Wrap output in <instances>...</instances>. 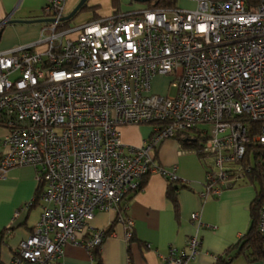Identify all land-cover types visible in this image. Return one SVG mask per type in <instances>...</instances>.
<instances>
[{"label": "built area", "instance_id": "built-area-1", "mask_svg": "<svg viewBox=\"0 0 264 264\" xmlns=\"http://www.w3.org/2000/svg\"><path fill=\"white\" fill-rule=\"evenodd\" d=\"M67 1L45 0L49 21L37 42L0 51V126L8 129L0 170H36L38 194L17 216L42 202L9 264H56L67 244L100 250L108 235L91 226L96 211H115L130 241L134 220L122 211L128 195L152 172L179 179L176 168L155 163L166 139L205 137L198 151L207 163L204 197L248 176L249 142L264 151V0L146 6L73 27L64 20ZM158 76L172 78L176 94L154 92ZM139 124H151V136L126 145L122 127ZM191 219L203 225L199 213ZM259 230L264 235V203ZM200 251L194 235L185 248L171 247L163 264H189Z\"/></svg>", "mask_w": 264, "mask_h": 264}, {"label": "crops", "instance_id": "crops-1", "mask_svg": "<svg viewBox=\"0 0 264 264\" xmlns=\"http://www.w3.org/2000/svg\"><path fill=\"white\" fill-rule=\"evenodd\" d=\"M79 1H67L69 13ZM44 3L45 0H0V22L9 16L12 19L42 18ZM116 9L114 5L111 13L98 14V18L120 11ZM41 25H5L0 37L3 42L0 51L37 42ZM161 77L165 76L154 80L153 91L156 93L158 85L155 83L161 81ZM121 131L126 145L140 146L151 136L153 127L151 124L126 125ZM7 133L8 129L0 126V156ZM154 159L159 167L176 168L179 179L171 182L162 174L152 172L140 191L128 195L122 211L125 217L134 220L130 241L126 238V225L115 222V211H96L91 221L93 228L107 230L114 223L99 250L102 264H163L171 247L185 248L194 235L201 240V251L189 264H215L216 256L224 254L249 229L250 205L257 196V185L246 177L218 196L204 197L207 163L196 149L184 145L180 138L164 140L154 151ZM171 184L178 188L177 207L168 195ZM38 186L36 170L32 166L13 167L5 174L0 170V264L10 263L19 243L29 236L40 218L42 202L16 215L17 210L35 197ZM195 212L200 214L202 226L193 223L191 216ZM92 256L85 247L67 244L56 264H95ZM232 264H264V256L250 262L240 255Z\"/></svg>", "mask_w": 264, "mask_h": 264}, {"label": "trees", "instance_id": "trees-1", "mask_svg": "<svg viewBox=\"0 0 264 264\" xmlns=\"http://www.w3.org/2000/svg\"><path fill=\"white\" fill-rule=\"evenodd\" d=\"M178 1L179 0H153L147 2V7L171 9L178 7ZM247 1L250 5H257L263 0ZM113 3L114 5H116V1H114ZM116 10L119 11V8L117 7ZM94 19H98V15ZM68 22H66V25L68 24ZM258 128V124L252 125V130L249 134L250 137H252L258 131ZM192 134L193 133L191 132H187V136L184 138H180V141L184 145H187L199 151L201 142L205 139V137L201 136L200 133L193 134V137H191L190 135ZM244 161L247 164H253L252 171L249 172L247 177H249L250 181L252 183H255L258 187L257 196L250 205L251 225L247 232L240 237V239L235 245L227 249L224 254L217 256V261L215 264H232L233 260L240 255H244L246 259L250 262L257 261L264 256V235L259 230V210L261 205L264 203V151L253 142H249L247 145V154ZM145 180L142 183V188L145 184ZM177 190L178 188L172 186L171 184V187L168 192L169 197L174 202L176 207L178 206ZM38 191L39 189L37 190L35 196H37ZM113 226L114 223L109 229L105 230L107 235L113 230ZM92 253L95 260V264H102V258L99 249H95Z\"/></svg>", "mask_w": 264, "mask_h": 264}, {"label": "rangeland", "instance_id": "rangeland-1", "mask_svg": "<svg viewBox=\"0 0 264 264\" xmlns=\"http://www.w3.org/2000/svg\"><path fill=\"white\" fill-rule=\"evenodd\" d=\"M73 1L74 0H68V2H73ZM114 1H116L115 6H117L120 9V11H123V12L130 11V10H137V9L145 8L147 6V3H141V2L132 1V0H88L86 5L84 6L85 8H83L81 11H79L76 14L75 17L69 20L67 27H71V26L73 27V26L84 24L87 21L94 19L98 14L100 16L108 15L109 13H111L112 8L114 7V3H113ZM96 4H98L99 7H96V8L91 7ZM178 6L186 10H192L196 8V4L191 0H179ZM2 43L3 42L0 41V49H1ZM161 79H162L161 81H158L157 83H155L156 86L158 85L157 92L160 94H166V93L170 95L176 94V91H177L176 88H173V87L170 88V85H169L170 80L172 78L165 76L164 78L161 77Z\"/></svg>", "mask_w": 264, "mask_h": 264}, {"label": "water", "instance_id": "water-1", "mask_svg": "<svg viewBox=\"0 0 264 264\" xmlns=\"http://www.w3.org/2000/svg\"><path fill=\"white\" fill-rule=\"evenodd\" d=\"M88 0H80L79 3L75 6V8L67 15L64 17L65 21H69L73 17L76 16V14L83 9V7L86 5ZM132 1H137L141 3H147L153 0H132ZM45 21H49V19L45 18H36V19H12L11 17L6 20L5 25L7 24H16V23H42ZM2 22V21H1ZM0 22V23H1ZM3 30V28H2ZM2 30L0 31V36L2 35Z\"/></svg>", "mask_w": 264, "mask_h": 264}]
</instances>
